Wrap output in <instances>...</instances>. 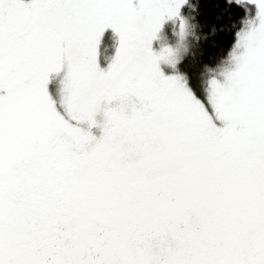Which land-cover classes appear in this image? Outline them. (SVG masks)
Returning a JSON list of instances; mask_svg holds the SVG:
<instances>
[{"label":"snow or ice","instance_id":"1","mask_svg":"<svg viewBox=\"0 0 264 264\" xmlns=\"http://www.w3.org/2000/svg\"><path fill=\"white\" fill-rule=\"evenodd\" d=\"M246 2L235 70L200 99L151 51L186 0H0V264H264V0Z\"/></svg>","mask_w":264,"mask_h":264},{"label":"trees","instance_id":"2","mask_svg":"<svg viewBox=\"0 0 264 264\" xmlns=\"http://www.w3.org/2000/svg\"><path fill=\"white\" fill-rule=\"evenodd\" d=\"M181 10L189 22V46L176 70L198 98L204 99L208 82L216 75L234 45L246 18L252 16V4L235 0H186ZM117 38L106 30L98 49V62L104 66L115 54Z\"/></svg>","mask_w":264,"mask_h":264},{"label":"rangeland","instance_id":"3","mask_svg":"<svg viewBox=\"0 0 264 264\" xmlns=\"http://www.w3.org/2000/svg\"><path fill=\"white\" fill-rule=\"evenodd\" d=\"M242 2H246V0H242ZM181 7L179 8V15L177 17H173L172 19H168V18L164 19L159 31L156 34V38L151 43V51L154 54L159 55L162 50L171 49L172 56L170 57V59L175 62V68H173L169 63L165 62L164 60L159 61L158 67L165 76L179 75L181 77L182 83H184L185 86L190 91H192L187 85L186 79L183 77V75L179 71L176 70L178 62L182 59L184 54L187 52V48L189 46V41H190L188 37L189 36V32H188L189 22H188L186 15L183 14ZM255 12H256V9H255ZM255 12L252 16L246 18V20L250 19L251 17H254ZM181 20L184 21L183 33H181V30H180ZM246 27L247 25L245 23V25L242 28H240L238 33L244 30ZM237 39H238V35L236 36L234 45L229 51L228 56L226 57L225 61L223 62V64H221V66L216 68L215 70L216 75L213 76L212 79H216L218 82L223 83L225 79V74L229 71L235 70V64L231 59V54L235 48ZM240 51H242V49H236L237 54H239ZM107 64H105L104 66L101 65V67H106ZM57 86H58L57 81L54 79L53 83L50 85V91L53 93V95L56 94ZM92 132L94 135H97V136L100 134L99 129H93Z\"/></svg>","mask_w":264,"mask_h":264}]
</instances>
